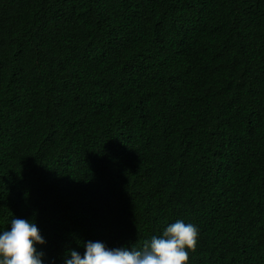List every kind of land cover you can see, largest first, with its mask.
Returning a JSON list of instances; mask_svg holds the SVG:
<instances>
[{
  "label": "trees",
  "instance_id": "trees-1",
  "mask_svg": "<svg viewBox=\"0 0 264 264\" xmlns=\"http://www.w3.org/2000/svg\"><path fill=\"white\" fill-rule=\"evenodd\" d=\"M45 264L142 247L264 264V0H0V228Z\"/></svg>",
  "mask_w": 264,
  "mask_h": 264
},
{
  "label": "clouds",
  "instance_id": "clouds-1",
  "mask_svg": "<svg viewBox=\"0 0 264 264\" xmlns=\"http://www.w3.org/2000/svg\"><path fill=\"white\" fill-rule=\"evenodd\" d=\"M198 235L195 224L177 219L140 248H109L99 240L87 241L82 255L69 249L63 264H187ZM45 243L33 220L13 216L10 227L0 228V264H45L44 252L37 248Z\"/></svg>",
  "mask_w": 264,
  "mask_h": 264
}]
</instances>
